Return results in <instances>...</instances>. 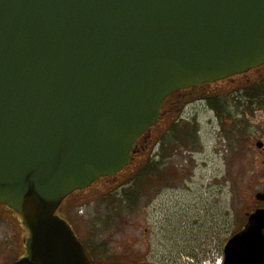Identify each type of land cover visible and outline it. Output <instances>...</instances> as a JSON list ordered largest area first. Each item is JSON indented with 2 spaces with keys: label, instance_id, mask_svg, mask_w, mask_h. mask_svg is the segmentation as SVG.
Segmentation results:
<instances>
[{
  "label": "water",
  "instance_id": "95a60500",
  "mask_svg": "<svg viewBox=\"0 0 264 264\" xmlns=\"http://www.w3.org/2000/svg\"><path fill=\"white\" fill-rule=\"evenodd\" d=\"M264 65V0H0V204L17 264H89L56 214L115 177L176 92ZM228 250L264 259V215ZM232 259V258H229Z\"/></svg>",
  "mask_w": 264,
  "mask_h": 264
},
{
  "label": "rangeland",
  "instance_id": "374dc122",
  "mask_svg": "<svg viewBox=\"0 0 264 264\" xmlns=\"http://www.w3.org/2000/svg\"><path fill=\"white\" fill-rule=\"evenodd\" d=\"M227 88L215 85L169 103L172 113L165 109L138 143L130 166L63 203L59 212L81 240L94 237L113 260L134 259L136 252V263L128 264L163 260L166 254L194 259L198 254L192 245L201 230L215 223L223 228L242 223L251 197L259 191L258 180L264 177V161L253 151L244 154L230 119H219L208 107V98L227 93ZM167 137L172 143L163 155L159 145ZM150 158L162 163L156 181L139 193L136 204L126 202L124 192Z\"/></svg>",
  "mask_w": 264,
  "mask_h": 264
},
{
  "label": "flooded vegetation",
  "instance_id": "af4514ba",
  "mask_svg": "<svg viewBox=\"0 0 264 264\" xmlns=\"http://www.w3.org/2000/svg\"><path fill=\"white\" fill-rule=\"evenodd\" d=\"M215 85L226 86L229 91L227 93L224 91L208 98L209 101H217L218 112L213 107H208L219 119L222 120L226 117L230 119L229 123L231 128L233 127L232 134L244 154H252L253 151L264 161V65L248 73L214 84H205L197 88L176 92L165 100L160 114L164 115L165 109L172 113L173 108L172 106L169 108V103L173 104L177 100L182 101V97L186 94ZM201 96L203 95L201 94ZM234 122L236 123L234 124ZM143 141L144 137L139 142ZM262 164L264 165V163ZM258 183L260 185L259 191L251 197V202L246 207L244 218L239 226L223 228L221 223H215L209 228L201 230L198 234L200 237L192 245V249L195 252L197 251L198 254L192 257L197 260L191 259L190 255L186 259L182 258L181 260L175 259L176 256L173 254H166L160 258L163 260H144V262L146 264H264V259H260V254L257 255L259 259L256 261L255 254L250 255L251 260H240L237 250H228L230 241L246 231L245 226L251 216L257 213L264 215V177H262V180H258ZM56 215L67 222L59 211ZM67 224L82 245L89 264L136 263V260H134L138 257L136 252L133 254L134 259L126 260L122 258L113 260L107 258L105 245L97 243L92 236H89L88 240L84 242L76 229L68 222ZM261 233L264 238V229L261 230ZM29 238L30 232L24 227L21 217L8 207L0 204V264H17L26 259L28 257L27 241ZM207 250H211V254H208Z\"/></svg>",
  "mask_w": 264,
  "mask_h": 264
},
{
  "label": "trees",
  "instance_id": "16d2710c",
  "mask_svg": "<svg viewBox=\"0 0 264 264\" xmlns=\"http://www.w3.org/2000/svg\"><path fill=\"white\" fill-rule=\"evenodd\" d=\"M209 106L213 107L217 112H218V105H217V101L216 100H211L209 101ZM219 114V113H218ZM177 130V125L175 124L172 128L171 131H176ZM170 131V132H171ZM171 132V133H172ZM169 136V135H168ZM190 138V137H189ZM172 143V139H167L166 140H162L160 143V150H162V154L166 155V149L165 148H169ZM137 144H135V149L134 152L132 154V158H134L135 156V152L137 150ZM161 158L163 159V157L161 156ZM161 162L157 163L155 162L152 158H150L147 163L143 166V168H141L138 173L134 176L133 178V186L131 184L130 189H128V191H125L123 194V199L127 202L129 201L131 204H136L137 203V196H140L139 193H143L144 189L146 188V185L150 184L151 182H155L156 181V177L158 176V169L159 166H161ZM137 183V184H135ZM139 189V191H138ZM141 191V192H140ZM137 192V195L135 196V193Z\"/></svg>",
  "mask_w": 264,
  "mask_h": 264
}]
</instances>
